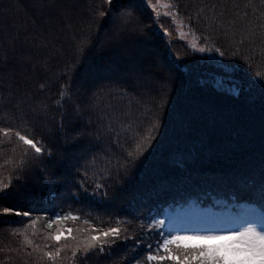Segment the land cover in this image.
<instances>
[{
    "label": "snow or ice",
    "instance_id": "1",
    "mask_svg": "<svg viewBox=\"0 0 264 264\" xmlns=\"http://www.w3.org/2000/svg\"><path fill=\"white\" fill-rule=\"evenodd\" d=\"M103 4L107 7L93 10L88 32L74 39V61H69L62 72L67 80L61 85V101L73 87L91 93L87 103L78 104L73 109L75 118L83 121L72 129L74 135L64 132L65 125L61 122L56 131L57 134L63 133L64 144L61 150L55 151L34 135L29 138L19 130L0 128L9 143L15 137L22 155L14 168L19 184L14 186L12 176L5 178L0 172V198L17 196L37 204V207L25 211L10 207L2 209L4 215L28 218L24 228L14 230L13 234L18 232L23 237V246L31 249L27 255H34L42 264H63L68 252L73 264L77 258L81 264H87L93 256L112 257L114 249L124 252L120 264H264V103L258 154L255 151L248 153L235 171L213 180L233 191L236 199L247 201L239 213L227 208L225 212L214 210V206H204L197 197L196 200L189 199L186 207L180 206L175 212L165 214L162 219L158 218L159 214L150 215L148 223L141 221L138 230L130 231L127 226L133 223L132 220L118 216L106 220L104 214L96 212L95 208L82 215L80 210L73 211L71 205H68V211L56 205V200L63 198L76 203L87 200L105 208L114 207L141 168L151 163L153 142L158 137L163 139L169 127L177 123L186 129L183 142L187 158L195 160L196 155L205 150L211 136L205 112L199 107L180 103L174 71H168L167 75L162 71L148 73L155 75L160 84L155 95L143 105L150 113L147 120L150 133L146 137L140 116L132 107L133 102L141 104V100L129 99L127 105L110 102L100 107L97 104L101 92L112 93L111 84L121 80L106 67L105 54L138 59L142 66L143 51L131 52L126 38L135 37L143 44L149 39L151 28L142 20L136 0H103ZM146 4L156 12L157 4L152 0H146ZM156 15L158 20L159 13ZM235 24V20L228 21V25L219 23L224 29L221 34L228 41V48L209 46L207 42L204 46L191 47L195 52L210 54L209 59L217 66L213 87L222 94L238 96L243 89L241 84L234 82L235 74H240L242 83L249 80L247 70L236 63L242 59L239 45L246 39L251 41L256 34L251 25H247L239 31L240 39L237 40ZM93 25L96 26L95 38L92 36ZM260 27L264 29V25ZM164 35H168L166 30ZM260 40L264 44V33ZM233 45L235 49L229 51ZM175 59L179 62L180 57ZM243 63L251 69L252 65L246 59ZM252 75L260 81L264 98V74L254 72ZM103 81L109 83L105 85ZM71 98L69 94L68 99ZM58 104L63 106L59 101ZM41 111L46 113V107ZM16 119L27 123L24 114ZM121 130L134 131L135 134L122 136ZM100 154L105 167L101 169L99 179L95 178L96 173L89 177L86 166L81 173L79 162L88 155L95 161ZM182 168L186 169L187 165ZM73 169L80 173L79 178ZM34 212L37 214L33 215ZM42 221L47 229L43 233V244L36 242L40 236L36 226ZM28 229H32L31 238ZM149 236L154 238V243L148 242Z\"/></svg>",
    "mask_w": 264,
    "mask_h": 264
},
{
    "label": "trees",
    "instance_id": "2",
    "mask_svg": "<svg viewBox=\"0 0 264 264\" xmlns=\"http://www.w3.org/2000/svg\"><path fill=\"white\" fill-rule=\"evenodd\" d=\"M159 1L166 4L171 16L160 14L159 11L153 12L146 0H136L142 20L151 26L149 39L143 44L135 37L126 39L131 52L143 51V65L138 59H121L110 53L105 54L106 67L121 77V80L111 84L112 93L102 91L97 104L100 107L110 102L127 105L129 99L141 100V104L133 102L132 107L135 114L140 116L143 135L146 137L150 133L147 125L150 113L143 105L150 96L155 95L160 84L155 75L148 73L162 71L167 75L168 71H174L180 103L199 107L208 117L206 125L211 129V136L204 151L211 159L202 157L193 160L184 155L186 129L177 123L174 127H169L163 139L158 137L153 142L151 163L141 168L114 207L105 208L90 204L87 200H82L81 203L63 198L56 200V205L64 211H68V205H71L73 211L80 210L84 215L95 208L96 212L104 214L106 220L114 216L132 220L133 223L127 226L130 231L138 230L141 221L148 223L147 217L150 215L159 214L158 218L162 219L165 214L175 212L178 207H186L189 199L196 200L197 196L187 199H183L186 197L181 195L172 197L170 191L162 188L166 180L179 172L176 169L181 168L182 174L190 171L187 178L181 174L182 179L175 183L176 187L198 188L205 183L199 181L194 172L202 168L203 173L210 168L230 169L236 164L238 168L248 153L255 151L258 154L261 137V108L264 98L260 81L252 73L264 74V44L260 40V35L264 33V29L260 27L264 25V0ZM152 2L155 4L157 0ZM106 7L103 0H0V128L19 130L22 134H28L29 138L34 135L37 139H43L47 147L55 151L61 150L64 135L57 134V127L63 122L64 132L69 136L74 135L72 129L83 121L75 118L73 109L78 104L87 103L88 96L91 95L73 87L61 101V85L67 80L62 72L69 61H74V39L88 32L93 10ZM174 20L186 28L201 46L207 42L209 46L224 48H228V41L221 34L224 29L219 27L220 22L228 25V21H236L237 40L240 39L239 31L251 25L256 35L251 41L246 39L239 45V56L242 59L236 61L249 75L247 83L241 82L239 73L234 76V82L241 84L243 89L240 95L222 94L213 87L217 66L177 38ZM165 30L168 32L167 36L164 35ZM92 36H96L95 25L92 26ZM235 47L233 45L229 51ZM176 57H180L179 62H176ZM245 59L251 63V69H247V65L243 63ZM102 83L107 85L109 82ZM41 85L44 87L41 88ZM69 94L71 100L68 99ZM58 101L63 104L62 107ZM42 107H46V113L41 111ZM21 114L26 115L27 123L16 119ZM134 134V131L121 130L122 136ZM21 158V148L15 137L9 143L0 132V165H3L0 172L5 178L11 175L14 186L20 183L16 179L14 168ZM79 163L81 173L86 166L89 177L96 173V179H99L101 169L105 167L102 154L95 161L88 155ZM185 164L187 168L183 169L182 165ZM175 165L177 167H173ZM73 172L76 173V170L73 169ZM229 172L231 171H227ZM79 175L80 173H76L77 178ZM206 195L207 198L203 196L199 200L203 201L204 206L222 207L223 209L217 210L220 212H225L227 208L230 212L239 213L243 211L241 206L247 203L243 199H236L233 191L227 187ZM4 207L25 211L37 207V204L33 200L17 196L0 198V264H42L34 255H27L31 249L23 246V237L18 232L13 234L14 230L24 228L28 218L4 215ZM44 223L42 221L36 226L40 234L36 242L41 244L44 243L43 233L47 231ZM80 226L84 227L83 224ZM31 232L32 229H28L30 238ZM147 239L148 242H155L151 236ZM123 256L124 252L114 249L112 257L93 256L87 264H120ZM70 257L71 253L68 252L63 264H73ZM75 264H81L79 258Z\"/></svg>",
    "mask_w": 264,
    "mask_h": 264
},
{
    "label": "rangeland",
    "instance_id": "3",
    "mask_svg": "<svg viewBox=\"0 0 264 264\" xmlns=\"http://www.w3.org/2000/svg\"><path fill=\"white\" fill-rule=\"evenodd\" d=\"M155 4H157L156 11H159L160 14L171 16L170 13L168 12V8H167L165 3L159 1V2H156ZM173 23L176 25L175 34H176L177 38L183 40L186 44H188L191 50H193L192 47H191L192 45L201 46L193 38V36H191V34H189V31L186 28H184L179 22L174 20ZM205 54H207V53L201 54V55H204V56H201V55L200 56L201 57H207L209 59L210 54H207V55H205ZM208 155L209 154L207 152L203 151V152H201V153H199L197 155L196 159L202 158V157L203 158H207V157H209ZM173 167H177V166L175 165ZM236 168H237V164L234 167L230 168V169H225L223 167L222 168L219 167V168H215V169H211L210 168V169L205 170L204 173H203V168H202L199 171L194 172L195 173L194 175L199 178V181H203L205 184H212L213 181L210 180L211 177L212 178H216V179L220 178L224 174H226L227 171H231L232 172V171H235ZM182 175L186 176V178H187L190 175V171H187V173H184ZM194 184H196V183H194ZM200 189H201V186H200Z\"/></svg>",
    "mask_w": 264,
    "mask_h": 264
},
{
    "label": "bare ground",
    "instance_id": "4",
    "mask_svg": "<svg viewBox=\"0 0 264 264\" xmlns=\"http://www.w3.org/2000/svg\"><path fill=\"white\" fill-rule=\"evenodd\" d=\"M183 173V171H179L178 173L175 174V176L171 177L170 179L166 180L164 182V184L162 185V188L170 191L172 193V197H177L179 195L184 196V197H192V198H196V196L201 199L203 196L204 198H207L208 193L213 194V192H216V190H218L219 188H221V186L217 183H212V184H203V186H201L198 188H194V187H187L184 189V187H176L175 183H177L179 180L182 179L181 174ZM216 178H210V180H215ZM214 209L216 210H220L223 209L222 207H214ZM231 210V209H230Z\"/></svg>",
    "mask_w": 264,
    "mask_h": 264
}]
</instances>
